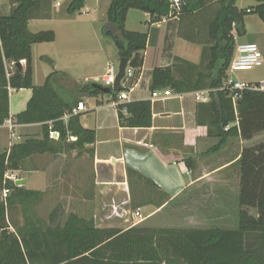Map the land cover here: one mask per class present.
Listing matches in <instances>:
<instances>
[{
    "label": "trees",
    "instance_id": "16d2710c",
    "mask_svg": "<svg viewBox=\"0 0 264 264\" xmlns=\"http://www.w3.org/2000/svg\"><path fill=\"white\" fill-rule=\"evenodd\" d=\"M9 1V12L0 14V125L10 116V89L30 88L32 95L26 108L15 115V120L18 124L41 123L42 136L26 138L0 152V193L4 188L12 191L6 203L0 201V264H264V141L243 147L237 161L240 209L236 226L99 228L93 216L83 217L75 212H68L63 223L55 227L43 230L34 226V221L42 218L34 215L28 202L38 201L43 192L15 185L12 179L6 178V173L26 170L25 162L37 155L80 151L94 142V130L80 124L79 113L70 115L66 124L61 117L71 112L79 101L76 96L67 99L65 95L102 92L91 85L73 88L60 82L56 85L57 71L48 74L42 85H34L31 46L53 41L54 33L51 30L31 32L28 21L51 18L54 0ZM212 1L181 0L178 11H173L170 0H112L106 19L120 27V38L112 35L120 57L134 64L146 47L147 33L125 28L128 10L148 13V24H152L192 14ZM255 1L250 11L256 12L264 23V0ZM84 3L85 0H70L66 13L80 11ZM218 3L215 16L207 24L211 44L203 47L200 63L182 61L154 67L149 84L152 92L164 88L175 92L207 88L210 96L206 105L210 109L208 135L219 139L215 149L229 138L251 140L264 132V81L255 83L258 89L243 92L236 112L227 91L222 89L235 53L233 31L237 36L245 33L242 17L247 9L239 8L236 0H218ZM102 32L111 35L103 29ZM122 89L111 92L114 100ZM116 109L124 126L151 125L149 100L117 103ZM51 130L58 132L57 139L50 137ZM70 136L75 140H69ZM185 163L190 166L189 160ZM127 176L143 178L129 168ZM145 180L155 189L154 195L145 193V196L160 207L169 197L150 180ZM133 197L131 207L136 209L140 205ZM15 202L22 207L23 223L11 231L7 223L8 210ZM248 208L256 209V219ZM48 219L62 221L56 217V210Z\"/></svg>",
    "mask_w": 264,
    "mask_h": 264
},
{
    "label": "crops",
    "instance_id": "0c3cea01",
    "mask_svg": "<svg viewBox=\"0 0 264 264\" xmlns=\"http://www.w3.org/2000/svg\"><path fill=\"white\" fill-rule=\"evenodd\" d=\"M254 5L237 6L250 9ZM10 8L9 0H0V14H7ZM218 8V0H213L204 9L182 17L162 19L148 24L147 31H140L147 33L146 47L140 52L134 64L128 62L133 74L128 79L130 84L125 83L123 87L125 88L123 91L127 93L126 99L114 100L111 93L76 94L85 106L83 111L78 112L79 122L83 127L94 130V142L86 144L80 151L74 149L59 155L46 156L48 165L41 169L33 167L35 161L32 159L27 160L26 170L13 172L17 178L25 180L21 186L25 189L45 192L51 187L56 189L54 180L60 179L57 185L58 191L52 192V196L57 194L68 201L74 199L78 211L87 209L89 216L94 217L96 227L99 228L112 227L125 230L137 223L152 219L169 203L182 197H193L196 205L194 211L201 214L196 216L197 219L190 217L189 222L203 224L188 228H209L205 224L212 220L225 219L229 214H234L233 226H236L239 189L237 187L233 190L232 187L233 183L236 185L238 181L237 161L242 148L248 146L245 144L252 142L257 135L251 140L229 138L215 149L219 139L208 135L210 109L206 105L210 101V96L207 88L186 92H175L172 88H164L170 89L174 95H180L164 100H152V91L149 89L151 71L154 67L179 64L182 61L195 65L200 63L203 47L211 44L207 34V24L215 16ZM208 10L210 15L207 16ZM143 14L148 22L149 14L145 12ZM42 20L44 19L29 20V30L32 24L37 25L36 22ZM183 26L187 27L188 31H184ZM71 32L67 31L68 35H71ZM97 32L95 31L96 42ZM233 34L236 44L239 36L235 31ZM54 41L55 38L53 41L35 43L31 46L33 84L42 85L48 74L57 71L59 74L56 77V85L59 82L68 87L86 85L84 83L78 86L71 78L72 68L77 63L78 50L68 49L64 44L56 48L50 46L49 43ZM88 52V60L91 64H96L98 46L89 48ZM42 60H49L52 65H44L46 63ZM21 65H24V62ZM8 66L12 69L11 63ZM61 73L65 75L62 76ZM107 76L106 71L105 74L93 73L88 77L100 79L103 85V78ZM198 91L207 92L204 94L207 100H197L194 93ZM104 94L111 96L110 103L104 104ZM31 95L30 88L10 89V116L0 125L2 130L0 140L2 137L5 139L3 144L0 143V152L8 150L13 143L22 142L26 138L42 136L41 123L18 124L15 120V115L26 108ZM137 100L150 101L152 115L151 125L148 127L124 126L118 119L117 103ZM87 108L91 109L90 115L84 114ZM9 123L12 125L11 128ZM185 160H189L190 166H186ZM80 165H85L87 170H82ZM128 168L139 173L144 179H138L136 176L129 179ZM57 173L58 177H56ZM145 179L150 180L169 197L160 207L149 202L148 198L137 200V194L140 198L145 196V193L154 195L155 189ZM132 196L134 202L140 205L133 211L130 210ZM119 197L122 198L118 201ZM137 209H140L144 217L141 221L133 218ZM15 211V206L8 210L7 223L11 231L23 223L22 220H17ZM112 216H118L122 221L113 220ZM130 222L133 225H129ZM62 223L63 220L41 219L34 221V226L45 230ZM146 223L149 227H160L151 220Z\"/></svg>",
    "mask_w": 264,
    "mask_h": 264
},
{
    "label": "rangeland",
    "instance_id": "374dc122",
    "mask_svg": "<svg viewBox=\"0 0 264 264\" xmlns=\"http://www.w3.org/2000/svg\"><path fill=\"white\" fill-rule=\"evenodd\" d=\"M59 1L60 5L58 7L54 6L52 9V16L49 19H44L42 21L36 22L37 25H31V31H47L51 30L54 33L55 41L53 43H49L50 46L59 47L64 44L68 49H77L76 53V61L77 63L72 68L71 78L73 82H77L78 86L83 85H91L92 83L102 84L100 79H93L88 77L90 74L98 73L105 74L108 67H111L114 74H116L120 55L119 49L115 44L114 37L112 35L104 34L102 32L103 27L107 22V8L109 3L112 0H85L84 6L80 9V11H76L75 13L69 15L66 13V7L70 0H54ZM256 2L253 0H237V5L239 7H245L248 4L254 5ZM212 9V8H211ZM144 12L131 9L128 13L127 19L125 20V28L128 30L135 31H147L148 22H146V16L143 14ZM210 15V10L207 11V16ZM243 27L245 29V33L242 36L237 38V43L244 42H253L257 45L261 57L262 64L259 66H255L250 70H240L227 74V76H231L232 78L247 82L251 84H255L258 82L264 81V23L259 17V15L254 11H246L243 13ZM184 31H188L187 27L183 26ZM67 31H72L71 35H68ZM95 31L97 32V42L95 38ZM95 45L98 46V54L96 55V64H91L90 60H88L89 56V48H94ZM74 58V56H73ZM44 65H52L49 60H42ZM41 62V61H40ZM41 62V63H43ZM68 62V61H67ZM144 81V80H143ZM126 84H130L129 80L126 81ZM122 86L124 87L125 84ZM73 88V86H70ZM74 90V89H73ZM125 90L122 89L121 91ZM66 97L73 99L76 96V93L65 95ZM111 96L109 94H104V104L110 103ZM91 113V109H86L84 114ZM90 120V118H89ZM2 131V130H0ZM7 141V138H6ZM264 141V132L257 135V138L253 139L249 144H245L248 146L254 145L256 143H260ZM5 139L2 137L0 143L3 144ZM245 147V146H244ZM50 154L37 155L34 158H31L33 162V167L41 169L48 165L46 156L49 157ZM28 165V164H27ZM82 170H87L85 165H80ZM85 167V168H84ZM8 176H11L13 172H7ZM237 182L236 185L233 183V190L237 187L239 189V177L240 173L237 172ZM15 175V174H14ZM58 173L56 177H58ZM54 178V177H53ZM61 178V177H60ZM60 179H55L56 189L52 187L43 192L41 198L37 200H30L28 202V208L34 212L35 216L41 217L42 219H48L49 214L56 210V217L58 219H64L68 212H75L77 214H83L85 216H89V211L86 209L85 211H78L77 205L75 204V200L71 199L70 201L66 200V198H60L59 195L55 194L52 196V192L58 191L57 185ZM236 186V187H235ZM51 189V190H50ZM239 192V191H238ZM12 191L10 190L7 193V196L4 198L2 196V192L0 193V201L6 203L8 197L11 195ZM122 197L117 198V200H121ZM137 200H145L147 197L143 196L140 198L137 194ZM15 205V215L17 216V220H22V207L18 203H14ZM195 204L193 202V197H182L180 199H176L175 201L169 203L159 214L152 217L149 220L155 222L160 225L161 228H188L189 226H202L203 224L191 223L189 222L190 217H194L197 219V215L201 214L194 211ZM240 209V206H239ZM72 210V211H71ZM130 210H135L131 208ZM250 214L254 216L256 219L258 217L256 209L248 208ZM107 213V212H105ZM108 214H111L108 212ZM113 220L122 221V219L118 216H112ZM235 219L234 214H229L225 219H217L215 221H211L208 224H205L206 227H232L233 220ZM137 223V225L142 227L147 226L146 222ZM129 225H133L132 222L128 223ZM127 224V225H128Z\"/></svg>",
    "mask_w": 264,
    "mask_h": 264
},
{
    "label": "built area",
    "instance_id": "2783aa9c",
    "mask_svg": "<svg viewBox=\"0 0 264 264\" xmlns=\"http://www.w3.org/2000/svg\"><path fill=\"white\" fill-rule=\"evenodd\" d=\"M170 1H171V9L173 11H178L181 0H170ZM59 5L60 3L58 1L55 2L56 7H58ZM247 11H250V9H247ZM261 64H262L261 53L255 43L253 42L236 43L235 53H234V57L229 67L228 75H230V73L233 74V72L240 71V70H250L251 68L255 66H259ZM132 74H133L132 69L127 66L125 69V76L121 80V87H123L122 84L124 85L126 81L132 76ZM107 75H108L107 77L103 78V86L112 87L115 74L111 67L108 68ZM222 89L227 91L228 97H230L231 102L233 104L234 111L236 112L237 111V101L241 99L243 92L245 90H256L258 88L255 84L238 81L232 78L231 76H226L223 82ZM206 93L207 92L205 91H198V92H195L194 95L197 100L202 101V100H207L206 95L204 96V94ZM172 96L180 97V95H177V94L174 95L170 89H157L151 93L152 100H156V99L164 100ZM117 98L118 100L126 99L127 93L125 91H120L117 95ZM84 109H85V106H84L83 101H78L76 106L72 108L71 112H66L61 117V120L66 124L70 115L77 114L79 111H83ZM9 127L10 128L12 127L11 123H9ZM227 127L228 126H226V128ZM50 137L57 139L58 132L51 130ZM73 139H74L73 136L69 137V140H73ZM5 176L6 178L12 179L13 181L18 179L17 176L14 174H12L11 176H8L6 174ZM8 192L9 190L7 188H4L2 190V196L4 198V201H5V198ZM133 218L137 221H141L144 219L140 209H137L134 212Z\"/></svg>",
    "mask_w": 264,
    "mask_h": 264
},
{
    "label": "water",
    "instance_id": "95a60500",
    "mask_svg": "<svg viewBox=\"0 0 264 264\" xmlns=\"http://www.w3.org/2000/svg\"><path fill=\"white\" fill-rule=\"evenodd\" d=\"M103 31L105 33H109L113 35L116 39L120 38V27L119 25L112 23L110 21H107L105 26L103 27ZM128 66V58L126 57H120L119 65L117 72L114 77V82L112 87H105L98 83H92L91 86L93 88L98 89L102 93H111V92H117L121 89V80L125 76V69ZM15 185L21 186L25 183L24 179L18 178L14 181Z\"/></svg>",
    "mask_w": 264,
    "mask_h": 264
}]
</instances>
